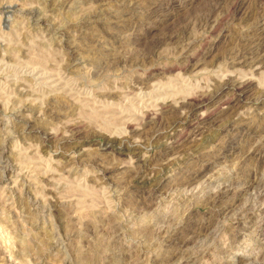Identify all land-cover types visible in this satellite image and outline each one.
<instances>
[{
  "label": "rangeland",
  "instance_id": "rangeland-1",
  "mask_svg": "<svg viewBox=\"0 0 264 264\" xmlns=\"http://www.w3.org/2000/svg\"><path fill=\"white\" fill-rule=\"evenodd\" d=\"M263 6L0 0V264H264Z\"/></svg>",
  "mask_w": 264,
  "mask_h": 264
},
{
  "label": "bare ground",
  "instance_id": "bare-ground-1",
  "mask_svg": "<svg viewBox=\"0 0 264 264\" xmlns=\"http://www.w3.org/2000/svg\"><path fill=\"white\" fill-rule=\"evenodd\" d=\"M260 1H263V0H260ZM257 2H259V1H257ZM263 4V3H262ZM261 5V4H260ZM256 7H258V6H256ZM264 7V6H263ZM157 9H158V7H156ZM241 8V7H240ZM231 9V8H230ZM234 9V8H233ZM236 10V9H235ZM249 10V9H248ZM263 11V10H262ZM248 13V12H247ZM257 13V12H256ZM259 13H260V10H259ZM233 14V13H232ZM252 14V12H250V15ZM246 15V14H245ZM254 15H255V10H254ZM258 15V14H257ZM256 15V16H257ZM261 15V14H260ZM259 15V16H260ZM256 16H254V17H256ZM264 17V16H263ZM263 17H261V19L263 18ZM119 18H121L120 16H113V19H119ZM258 18V17H257ZM123 19V18H122ZM209 19V18H208ZM243 19V18H242ZM260 19V18H259ZM264 24V23H263ZM263 26V25H262ZM118 27V26H117ZM181 32V31H180ZM164 39V38H163ZM174 39L176 40L177 38H176V35H174V36H170L169 35V37L167 38L166 37V39H164L162 42H159V43H165V42H167V41H174ZM157 45V44H156ZM160 45V44H159ZM158 45V46H159ZM153 47H154V45H153ZM261 52V51H260ZM109 53V52H108ZM145 53V52H144ZM147 53V52H146ZM236 55V57L238 56V57H241L242 55L239 53H234V56ZM259 55V57H260V61L261 60H264L263 59V57H264V54L263 53H259L258 54ZM132 56V55H131ZM244 56V55H243ZM108 57H111V54L109 53V56ZM114 57V56H113ZM118 57V56H117ZM127 57V56H126ZM192 57V56H191ZM190 57V58H191ZM125 58V57H124ZM134 58V57H133ZM194 59V58H193ZM115 60V59H114ZM113 60V61H114ZM118 63L120 62V61H124L123 60V58H118V60H116ZM115 61V62H116ZM188 61V60H187ZM229 79V78H228ZM230 80V79H229ZM232 83V82H231ZM240 83V82H239ZM223 84V83H222ZM233 84V83H232ZM236 84V83H235ZM238 85V84H237ZM240 85V84H239ZM244 85V84H243ZM242 84H241V86H240V88L242 87V89H243V87L245 86H243ZM224 86V85H223ZM237 87V86H236ZM235 87V88H236ZM239 87V86H238ZM214 88H216V87H214ZM218 88H220V86H218ZM217 89V88H216ZM221 89V88H220ZM236 90H238V89H236ZM213 92V91H212ZM215 92V91H214ZM219 92V91H218ZM223 92V91H222ZM226 93V92H225ZM107 94H108V92H107ZM201 94H202V92H201ZM206 94H207V92H206ZM110 95V94H109ZM210 95H213V94H211V92H210ZM203 96V95H202ZM202 96H200V94H199V96H197V97H194V96H191V97H187L186 98V100L185 101H181V103H179L178 104V106L176 107V106H172L171 108H167L166 110H164V109H162V111L160 112V113H158V114H156V115H153L152 117H149L148 118V120L145 122L146 124H145V127L148 129L149 128V130H152V132H153V134H156L157 133V135L159 136L160 134H161V131L164 129L163 127L165 126V121H167V122H170V121H173L172 123L170 122V124L166 127V128H168V127H170L171 126V124H174V120H175V118H177V115H178V112H179V110L180 109H184L185 111H186V113L187 114H194V113H196L197 112V110H198V108H199V106L201 105L200 103H201V101L202 100H204L203 98H202ZM207 96V95H206ZM211 99V98H210ZM207 100V99H206ZM206 100H204V102L206 101ZM218 100V99H217ZM208 101V100H207ZM49 102V101H48ZM47 102V103H48ZM47 105H49V107H50V103H48ZM52 106V105H51ZM48 107V108H49ZM166 107V106H165ZM169 107H170V105H169ZM53 108H54V106H53ZM159 110V109H158ZM50 112H51V110H50ZM55 112V111H54ZM209 112V111H208ZM152 114V113H151ZM209 115V114H208ZM186 116H188V115H186ZM206 117V116H205ZM181 119V118H180ZM185 120H187V119H185ZM233 120V116L231 117V118H229L222 126L224 127L223 129H226V128H229L230 126H231V121ZM144 122V121H143ZM251 122V121H250ZM77 125H78V123H76ZM205 124V123H204ZM77 125H76V128H77ZM144 125V124H143ZM68 126V128L67 129H69V131L70 130H75L76 128L74 127L75 125H73V124H69V125H67ZM144 127V128H145ZM174 127V126H173ZM198 128V127H197ZM242 128L243 129H246L247 131H249V133L248 134H250V133H252V130L254 129L253 127H252V125L250 126V125H242ZM222 129V130H223ZM79 130V129H78ZM255 130V129H254ZM143 131H144V129H143ZM142 131V132H143ZM76 132V131H75ZM141 132V133H142ZM256 132V131H255ZM146 134V133H145ZM253 134V133H252ZM255 134V133H254ZM144 135V134H143ZM251 136V135H250ZM148 137V136H147ZM150 137V136H149ZM148 139V138H147ZM157 140L155 141V142H157L158 140H159V138H156ZM161 140V139H160ZM172 141V140H171ZM171 141L169 142V143H171ZM175 142V141H174ZM168 143V144H169ZM196 147V146H195ZM161 153H167V152H171V151H168V150H166V148H168V146H167V144H165L164 145V143L161 145ZM1 150V149H0ZM140 161V160H139ZM145 164V163H144ZM143 165V164H142ZM113 167V166H112ZM111 168V167H110ZM114 169V168H113ZM105 170H106V168H105ZM111 170V169H110ZM133 172H134V175L132 176V177H130V178H132L133 179V183H131V187H137V186H142L143 187V183H146L148 180H146V179H144L142 182H141V180L139 181V179L143 176V173H144V167H141L140 169H134L133 170ZM132 182V181H131ZM184 182V181H183ZM230 192V188L229 187H227V188H225V189H223V190H221L220 192H218L217 194H214L213 196H211L212 198H213V200L214 201H219V200H222L224 197H226L227 195H228V193ZM217 203V202H216ZM168 230V229H167ZM169 239H171L172 240V242L173 243H181L182 241H183V239H184V235L183 234H181V232H179L177 229L176 230H171V232H170V234H169Z\"/></svg>",
  "mask_w": 264,
  "mask_h": 264
}]
</instances>
